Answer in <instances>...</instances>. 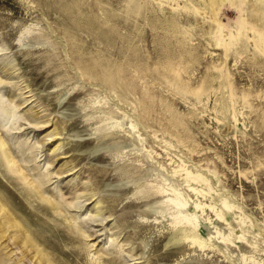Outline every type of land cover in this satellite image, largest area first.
Instances as JSON below:
<instances>
[{"label":"rangeland","instance_id":"1","mask_svg":"<svg viewBox=\"0 0 264 264\" xmlns=\"http://www.w3.org/2000/svg\"><path fill=\"white\" fill-rule=\"evenodd\" d=\"M0 141V264H264V0H0Z\"/></svg>","mask_w":264,"mask_h":264},{"label":"bare ground","instance_id":"2","mask_svg":"<svg viewBox=\"0 0 264 264\" xmlns=\"http://www.w3.org/2000/svg\"><path fill=\"white\" fill-rule=\"evenodd\" d=\"M0 147L2 148V151H3V153H4V157H5V159L8 161V163H10L11 161H10V156H9V154L7 153V151H6V149H5V147H4V145H3V142L2 141H0ZM1 152V151H0ZM2 153V152H1ZM9 169H11L13 172H16L17 174H19L20 175V177L22 178L23 177V175L21 174V172H20V170H18V168L17 167H11V168H9ZM12 172V173H13ZM19 177V176H18ZM24 178V177H23ZM2 206V205H1ZM9 213V212H8ZM2 214V213H1ZM3 219V218H2ZM18 223H19V221H18ZM5 226H6V224H4ZM21 225V224H20ZM15 227H16V225H15ZM21 227V226H20ZM8 228V227H7ZM18 229V228H17ZM16 229V230H17ZM8 229H6V231H7ZM17 233V232H16ZM27 236V235H26ZM5 239V238H4ZM9 239V238H8ZM1 246V245H0ZM44 258V257H43ZM26 259V258H25ZM45 260V259H44Z\"/></svg>","mask_w":264,"mask_h":264}]
</instances>
